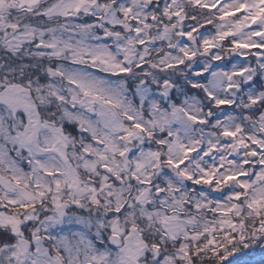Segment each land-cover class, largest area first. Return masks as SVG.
<instances>
[{
  "label": "snow or ice",
  "instance_id": "6c2138e0",
  "mask_svg": "<svg viewBox=\"0 0 264 264\" xmlns=\"http://www.w3.org/2000/svg\"><path fill=\"white\" fill-rule=\"evenodd\" d=\"M0 264H264V0H0Z\"/></svg>",
  "mask_w": 264,
  "mask_h": 264
}]
</instances>
